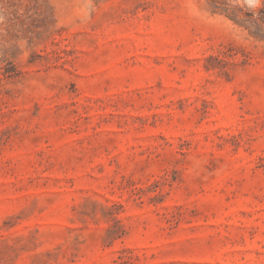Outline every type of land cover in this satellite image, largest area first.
Listing matches in <instances>:
<instances>
[{
  "label": "rangeland",
  "instance_id": "1",
  "mask_svg": "<svg viewBox=\"0 0 264 264\" xmlns=\"http://www.w3.org/2000/svg\"><path fill=\"white\" fill-rule=\"evenodd\" d=\"M0 264H264V0H0Z\"/></svg>",
  "mask_w": 264,
  "mask_h": 264
}]
</instances>
